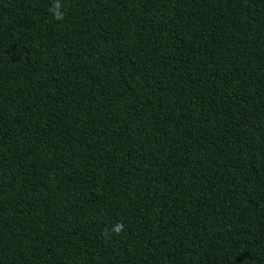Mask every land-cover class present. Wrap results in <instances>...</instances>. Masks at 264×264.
<instances>
[{
  "label": "trees",
  "instance_id": "16d2710c",
  "mask_svg": "<svg viewBox=\"0 0 264 264\" xmlns=\"http://www.w3.org/2000/svg\"><path fill=\"white\" fill-rule=\"evenodd\" d=\"M63 3L0 0V264H264V0Z\"/></svg>",
  "mask_w": 264,
  "mask_h": 264
},
{
  "label": "clouds",
  "instance_id": "9594fccd",
  "mask_svg": "<svg viewBox=\"0 0 264 264\" xmlns=\"http://www.w3.org/2000/svg\"><path fill=\"white\" fill-rule=\"evenodd\" d=\"M50 12L53 18L57 21H62L64 19V3L63 0H52V6ZM125 229V225L122 222H117L111 227V229H106L103 235L105 238H110V235H119Z\"/></svg>",
  "mask_w": 264,
  "mask_h": 264
}]
</instances>
